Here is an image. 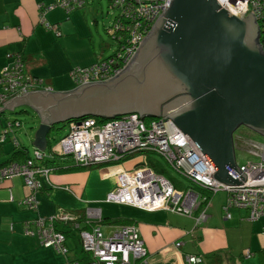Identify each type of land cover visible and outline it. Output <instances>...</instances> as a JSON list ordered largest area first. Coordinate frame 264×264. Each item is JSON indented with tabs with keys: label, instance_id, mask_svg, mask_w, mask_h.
Masks as SVG:
<instances>
[{
	"label": "built area",
	"instance_id": "built-area-1",
	"mask_svg": "<svg viewBox=\"0 0 264 264\" xmlns=\"http://www.w3.org/2000/svg\"><path fill=\"white\" fill-rule=\"evenodd\" d=\"M85 0H53L51 4L39 5L41 18L48 10L61 8L66 12L81 8ZM230 14L245 18L252 12L258 26V41L264 49V0H217ZM170 0H110V7L116 9L113 22L107 28L116 43L115 52L98 58L85 67H75L70 72L78 87L89 82H100L112 78L129 62L136 49L150 31L157 18L168 7ZM46 28L61 32L56 25L44 22ZM10 63L0 69V103L8 97L22 95L34 90H52L44 81L24 70L19 53H7ZM8 128L12 122H8ZM162 127V130H161ZM8 129L0 135L4 142ZM173 130V131H172ZM18 146L16 141H13ZM234 151L244 152L241 163L235 162L245 175L238 186H226L213 177V169L198 151L188 135L184 134L170 120L163 117L146 122L137 114H127L114 120L100 122L95 118L72 120L68 132L55 144L45 158L66 159L75 165L87 166L93 162L118 164L130 154L154 152L160 155L179 175L192 186L177 190L169 179L146 165L133 169L118 168L117 184L107 193L106 201L130 205L145 210H166L183 216L193 217L195 224L206 220L205 207L209 195L223 191L226 201L222 209L229 217L230 208L247 211L246 218L255 221L264 216V143L254 139L235 138ZM35 150V151H34ZM23 161L12 160L0 165V183L20 177L28 194L18 203L27 209L36 210L37 193L44 182H49L52 169L42 164L40 151L34 149ZM44 157V154H43ZM245 158V159H244ZM205 194L202 193V190ZM202 208V209H201ZM197 212V214H195ZM87 222L101 219L98 208H85ZM78 215L59 209L48 216H37L24 222V234L37 239L44 247H52L58 253L67 254L65 231L76 232L82 250L90 253V264H148L146 249L134 225H120L108 233L98 225L85 229ZM181 242L174 243L178 248ZM249 256V253H246ZM69 259L68 264H80ZM188 264H200L201 257L187 255Z\"/></svg>",
	"mask_w": 264,
	"mask_h": 264
},
{
	"label": "water",
	"instance_id": "water-1",
	"mask_svg": "<svg viewBox=\"0 0 264 264\" xmlns=\"http://www.w3.org/2000/svg\"><path fill=\"white\" fill-rule=\"evenodd\" d=\"M252 12L238 18L217 0H170L127 65L105 81L68 91L34 90L2 103L28 105L39 121L31 146L44 151L55 125L84 115L170 119L188 135L226 186L245 175L233 133L264 137V49Z\"/></svg>",
	"mask_w": 264,
	"mask_h": 264
},
{
	"label": "crops",
	"instance_id": "crops-1",
	"mask_svg": "<svg viewBox=\"0 0 264 264\" xmlns=\"http://www.w3.org/2000/svg\"><path fill=\"white\" fill-rule=\"evenodd\" d=\"M50 2L52 0H0V69L11 61L6 57L7 53H19L27 73L42 79L46 85L60 92L66 90L61 85V79L65 76L71 79L69 71L72 67L88 65L101 56L103 44L100 49L98 44L97 50L90 32L86 34L85 42L76 47L70 40L72 33L63 34L60 29L70 30L66 27L68 22H72L82 12H66L56 7L45 12L41 18L38 6ZM55 10H61L66 19L61 22L62 18L50 17V13ZM42 19L56 25L61 32L60 36L46 28ZM64 55L66 59L62 63ZM17 108L34 112L28 105L15 106L11 111L15 112ZM3 114H0V135L4 129L8 130L4 142H0V165L11 159L17 147L13 143L16 136L8 128L7 123L10 121L2 118ZM4 124H7L6 127ZM66 161L60 164L65 165ZM120 167L124 168L118 163L93 166L91 169L52 170L50 182L44 184L36 195V210L27 209L18 203L28 192L20 177L0 183V264H68L71 258L80 261L85 253L74 232L67 235L69 253L64 255L41 246L36 239L25 235L23 225L25 221L51 215L59 209L84 210L98 203H101L98 208L101 217L121 218L128 221L122 225L136 226L146 249L148 264H188L187 255L203 257L205 264H208L210 258L207 257L211 253L219 254L222 264H264V217L249 221L246 210L233 207L229 209L230 215L227 218L222 209L226 201L225 192L219 195L215 193L206 205L201 204L205 207L206 220L197 225L193 217L162 209L145 210L125 204L107 203L104 199L115 188L116 171ZM110 204L130 209L116 212ZM103 225L108 226L105 233L120 226ZM176 241L181 242L177 249L173 246Z\"/></svg>",
	"mask_w": 264,
	"mask_h": 264
},
{
	"label": "rangeland",
	"instance_id": "rangeland-1",
	"mask_svg": "<svg viewBox=\"0 0 264 264\" xmlns=\"http://www.w3.org/2000/svg\"><path fill=\"white\" fill-rule=\"evenodd\" d=\"M79 11H81L82 14L77 15L73 19V21L72 22L69 21L68 25L66 26L70 30H67L66 28H64V29H60L61 32L63 34L72 33V35H70V40H71L72 43L75 44L76 47L81 45V44H83V42H85V39H86V37H85L86 34L87 33L89 34L91 32L92 35H93V41L96 43L95 47L97 48L98 44H100L99 45V49H100L101 44H103V47H104L103 51L102 52L100 51L101 52V56H108L111 53H113L114 50L116 49L115 48L116 44H115L113 38L110 37L106 33V29L112 24L113 17L117 13V11L115 9L113 10L111 7H109V5L107 3V0H87V3L85 4V6L83 8H81V9H78V11H76V12L79 13ZM65 16L66 15H64V13L61 12V10H55V11L50 13V17H52V18L58 17L59 20H60V18H62L60 20L61 22L63 21V19H66ZM71 23H72V25H71ZM97 50H98V48H97ZM96 54H98V53H96ZM65 59H66V57L64 55L62 57L61 62L63 63L65 61ZM66 74H68V73H66ZM70 77H71V75H70ZM71 79L68 76H65V77H63V79H61V85L63 86L64 89L66 88L65 91L73 89L74 82H72L73 80H71ZM52 88H55V87H52ZM64 89H62V90H64ZM53 90L56 91L58 89L55 88ZM11 98H13V96L12 97H8L4 102H6L7 100H9ZM2 106H3L2 103H0V108H2ZM0 114H2V113H0ZM2 118H8L10 122L14 123L9 128L10 131H11V134L15 135L16 136L15 137L16 142L19 143V144H22L25 147H27L28 151L32 155L33 150L36 149V148L31 146V142L33 140L34 132L37 129L38 124H39L38 120H37V116L35 115V113L33 111H31V110H29V111L28 110L21 111L20 108H17V110L15 112L14 111L13 112L12 111L11 112L10 111H6L2 115ZM117 118L118 117L111 118V119H109V121L117 119ZM72 120H76V119H71L70 121L68 120L66 122L59 123V124L55 125L54 128H52L50 130V132H49V134L47 136L48 137V142H47L46 149L44 151L36 149V150L40 151V153L43 152L41 159H39V161L42 164H46V165L51 164L48 161H46L49 158H46L44 160L45 154H50L51 146L53 144H55L59 139H61V137H63L68 132V126H69V123ZM106 121H104V122H106ZM6 125L4 127H6ZM161 130H162V127H161ZM233 134H234V139L237 138V137L240 138L241 140L250 138V139H254V140H259V141L264 143V137L260 136L259 134H257L253 130H251V129L247 128L246 126H243V125L239 126L234 131ZM49 142L52 145H49ZM43 154H44V157H43ZM131 155H133V154H130L127 157H130ZM156 155H157L158 158H160L164 162H166L160 155H158V154H156ZM235 156H236L237 163H241L243 161V157H245V154H244L243 151L236 149L235 150ZM51 159L52 160H56V162H59V163L61 162L60 159H56V158H51ZM66 160L67 161L65 162V164L69 161V159H66ZM142 160H143V155L142 154H138L137 156L130 157V158H126L125 157L124 160L121 161L120 166H122V167H124L126 169H133L136 166H138L142 162ZM108 164H110V163H108ZM102 165H107V164L106 163H98V164H96V162H93L92 164H90L88 166L99 167V166H102ZM166 166L169 169V172H170V174L173 177L177 178L180 182H182V184H186L187 183L186 179H184L181 175H179L169 164L166 165ZM116 180H117V178H116ZM49 182H44V183L47 185ZM28 190L29 189H27V191ZM222 193H224V192L220 191V192H217L216 195H219V194H222ZM27 194H28V192H27ZM105 199H106V197H105ZM105 199H104V201L107 202ZM107 203H113V202H107ZM100 204L101 203H98V204H95V205H91L89 207H91V208H100V206H99ZM110 205L113 207V209L116 212H120L121 210L130 209L129 207H126V206H123V205H116V204H110ZM129 225H131V224H129ZM98 227L102 231H105V228L108 227V226L98 225ZM86 229H90V228H86ZM75 236L78 239V236L77 235H75ZM34 239H36V238H34ZM82 252L86 253L84 250H82ZM88 254L90 255V253H88ZM77 255L79 256L78 252H77ZM90 258H91V255H90ZM71 259H73V258H71ZM90 262H91V260H90Z\"/></svg>",
	"mask_w": 264,
	"mask_h": 264
},
{
	"label": "trees",
	"instance_id": "trees-1",
	"mask_svg": "<svg viewBox=\"0 0 264 264\" xmlns=\"http://www.w3.org/2000/svg\"><path fill=\"white\" fill-rule=\"evenodd\" d=\"M52 2H53V0H52ZM52 2H50L48 4H51ZM107 3L109 5V7H110V0H107ZM85 4H86V0L84 1V5L83 6H85ZM81 8H76V9H73L71 11L78 10V9H81ZM112 9L114 10V8H112ZM106 33H107V29H106ZM107 34L110 37H112L111 34H109V33H107ZM115 48H116V46H115ZM114 52H115V50H114ZM113 53H111L110 55H112ZM110 55H108V56H110ZM101 57H107V56H99L98 58H101ZM98 58H96L93 62H91L90 64L85 65V66L91 65ZM85 66H75V67H85ZM75 67H72L70 69L69 75H70V72L72 71V69L75 68ZM71 78H72V76H71ZM72 80H73V78H72ZM75 85L76 84L74 83L73 88H75ZM21 111H24V110H21ZM86 118H95V119H97L100 122H104L106 120H109L107 118H98V117H94V116H91V115H84V116L80 117L79 120H83V119H86ZM143 119L146 122H150L152 119H157V118H154V117H143ZM49 145H51L50 142H49ZM136 154H142L143 155V160L138 166L146 165V166L150 167L155 172H157V173L161 174L162 176H164L165 178L169 179L170 182L173 184V186L177 190H183V189H186L187 187L192 186L188 181H187L186 184H182V182H180L177 178L173 177L170 174L169 169L166 166L168 164L166 162H164L162 159L158 158L156 153H154V152H145V153H136ZM27 157H28V149H27V147H25V146H22V147L17 146V147H15L14 152L11 154V159L9 161H12V160H16V161H21L22 160L23 161ZM126 158H130V157H126ZM46 161L51 163L49 167H51L52 170H59V171L60 170H68V171H70V170H80V169H91L93 167V166H88V165L87 166L75 165V164H73L71 162L69 163V161L65 165L60 164V163L56 162V160H52V159H47ZM110 164L113 165L112 163H110ZM138 166H136V167H138ZM200 190H202V189H200ZM201 192L205 194L204 190H202ZM213 195L214 194L209 195L208 196L209 199H211V197ZM72 212L79 216V218H80L79 221H80V223L82 224V226L85 229L89 228V227H91L93 225H103V224H113V225L120 224V225H122V224H127V222H128L127 220H124V219H121V218H108V217H101V219L98 222H94V221L87 222L85 220V218H83L84 214H85V209L84 210L83 209H79V210L72 211ZM66 228L67 227H64V233L66 235H68L69 232L65 231ZM74 233L78 236V234L76 232H74ZM78 239H79V237H78ZM66 241H67V238H66ZM66 246H67V244H66ZM47 248H52V247H47ZM68 252H69V249H68ZM59 254H61V253H59ZM207 258H210V260H208V264H222V262H223L222 259H221V256L219 254H216V253H211ZM73 259H76V258H73ZM90 260H91L90 255L88 253H85V256L82 259H80V262H81V264H89ZM201 264H205V260L203 259V257H201Z\"/></svg>",
	"mask_w": 264,
	"mask_h": 264
}]
</instances>
